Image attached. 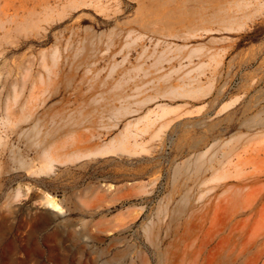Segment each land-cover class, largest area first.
I'll use <instances>...</instances> for the list:
<instances>
[{"label": "rangeland", "instance_id": "374dc122", "mask_svg": "<svg viewBox=\"0 0 264 264\" xmlns=\"http://www.w3.org/2000/svg\"><path fill=\"white\" fill-rule=\"evenodd\" d=\"M216 257L264 264V0H0V264Z\"/></svg>", "mask_w": 264, "mask_h": 264}, {"label": "bare ground", "instance_id": "6f19581e", "mask_svg": "<svg viewBox=\"0 0 264 264\" xmlns=\"http://www.w3.org/2000/svg\"><path fill=\"white\" fill-rule=\"evenodd\" d=\"M185 95V94H184ZM126 97V96H125ZM152 98V97H151ZM147 99V98H146ZM153 99V98H152ZM148 100H149V98H148ZM151 101V100H150ZM150 101H148V102H150ZM135 102V101H134ZM138 102H140V100L138 101ZM145 102V101H144ZM142 104H144V103H142ZM141 104V105H142ZM159 107V106H158ZM140 108H141V106H140ZM163 110V109H162ZM139 111V110H138ZM142 111V110H141ZM133 112V111H132ZM148 112V111H147ZM164 112V111H163ZM148 114V113H147ZM157 116H159V115H157ZM140 118V117H139ZM145 118H147V120L145 119ZM155 118H156V116H155ZM145 119V126L142 128V129H140V126L138 125L139 124V122L140 121H143ZM157 119V118H156ZM137 121V122H136ZM144 123V122H143ZM152 123H153V120L148 116V115H145L144 117H143V119H142V116H141V118L138 120H135V121H133V120H130V121H128L126 124H125V126H124V128L122 129V131L120 132V134L118 135V136H114V137H112L108 142H105V144H102V146H100V147H98L97 149H95V150H93V151H89V152H86L85 151V153H80V155H78L77 154V156L79 157V156H89V155H96V156H98V154L99 155H102V154H104V156L107 154H118V153H137V152H140V151H144V150H146L147 148H146V146H145V143H143V142H139V140H138V137L139 136H141V135H144L146 132H148V129H149V127L152 125ZM134 126H138L139 128L138 129H135V127ZM154 126V125H153ZM134 127V128H133ZM147 134V133H146ZM142 137V136H141ZM143 138V137H142ZM234 138V137H233ZM133 139V140H132ZM231 139V138H230ZM147 142V141H146ZM148 143V142H147ZM84 152V151H83ZM75 153V152H74ZM204 153V152H203ZM67 156V155H66ZM76 156V158H78ZM53 157H49V155H47V167H52V159ZM72 159V158H75V155L74 156H71V157H69V159ZM76 158H75V160H76ZM79 159H81V158H79ZM83 159V158H82ZM85 159V158H84ZM57 159H55V161H56ZM54 161V162H55ZM58 161V160H57ZM56 161V162H57ZM61 161V160H60ZM70 161H72V160H70ZM197 161H200L199 159L197 160ZM211 162V161H210ZM203 163V162H202ZM228 163V162H227ZM234 164V163H233ZM198 165V164H197ZM200 165V164H199ZM204 167V166H203ZM236 167V166H235ZM54 168V167H53ZM199 168H201V166L199 167ZM46 169V168H45ZM229 169V168H228ZM44 170V169H43ZM53 170V169H52ZM208 171V170H207ZM205 172V171H204ZM259 173V172H258ZM216 174H217V172H216ZM222 173H220V175H221ZM225 175H226V173H224ZM256 174V173H255ZM214 175V174H213ZM219 175V176H220ZM225 175H222L223 177H226ZM261 175V174H260ZM259 174H258V178H259V176H260ZM222 176H220V178L222 179ZM228 177H229V175H228ZM242 177H244V176H242ZM254 177V176H253ZM227 178V177H226ZM236 178H240L239 179V181L237 182V183H235V184H227V183H223V186L224 187H227V190H229L230 189V191H231V189H233L232 191H238V190H241L242 188H244V186H245V184H246V181L244 180V179H241V176L239 177H236ZM257 177H255V179L254 180H260V179H258ZM225 179V178H224ZM248 179V178H247ZM250 179V178H249ZM250 181H251V179H250ZM220 186V185H219ZM222 186V187H223ZM247 186V185H246ZM213 189V188H212ZM211 192V191H210ZM213 192V191H212ZM214 197H216V196H214ZM47 206L49 207V208H52L53 210H58L59 208H58V204L55 202V201H50L49 202V204H47ZM211 260V261H210ZM209 261H208V263L210 264L211 262H216V263H220L221 261H220V259H219V257H216L215 259H210ZM250 262H251V264H257L258 262L257 261H253V260H249ZM249 263V262H248ZM224 264H230V262L229 261H227V260H225L224 261Z\"/></svg>", "mask_w": 264, "mask_h": 264}]
</instances>
